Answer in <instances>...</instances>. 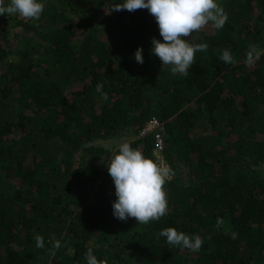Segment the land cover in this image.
Here are the masks:
<instances>
[{
    "label": "trees",
    "instance_id": "trees-1",
    "mask_svg": "<svg viewBox=\"0 0 264 264\" xmlns=\"http://www.w3.org/2000/svg\"><path fill=\"white\" fill-rule=\"evenodd\" d=\"M120 2L46 0L39 21L0 16V264H86L88 248L107 264H264V55L244 63L250 44L264 49V0H219L228 20L186 38L208 45L187 76L151 54L163 40L148 10L111 12ZM152 117L164 124L169 210L137 226L113 215L105 163L118 148L95 142L130 128L126 143L157 163L155 135H142ZM168 227L203 247L169 246L158 238Z\"/></svg>",
    "mask_w": 264,
    "mask_h": 264
},
{
    "label": "clouds",
    "instance_id": "clouds-1",
    "mask_svg": "<svg viewBox=\"0 0 264 264\" xmlns=\"http://www.w3.org/2000/svg\"><path fill=\"white\" fill-rule=\"evenodd\" d=\"M41 0H0V16L19 15L28 20L39 21L44 11ZM111 12L147 9L155 18L163 42L152 38L150 49L162 62L168 66L173 75L187 76L189 69L196 63V52H206L207 43L191 42L192 34L211 25L213 29L224 28L228 15L221 7L219 0H123L111 5ZM191 34V39H186ZM143 49L138 48L134 54L135 61L143 64ZM264 55V49L256 44H250L246 52L244 63L248 66ZM219 59L227 65L236 61L229 49L222 50ZM97 92L105 99L107 93L103 92V84L98 83ZM109 176L115 186L116 199L112 203L113 215L117 220L127 221L135 218L137 226L147 225L158 221L168 214L169 206L166 200L164 185L166 179L172 175L170 168L158 166L151 158L144 156L141 148L132 147L129 143H122L118 150L108 157L105 163ZM224 225L221 218H217L216 227ZM228 235V232L224 233ZM231 238L235 239L237 233L232 232ZM166 238L171 247L189 250L198 253L203 247V239L199 234L185 233L176 228L168 227L158 233V238ZM37 248L44 247V238L34 236ZM50 242L55 249L60 248L61 242L51 235ZM86 264H107L94 255L93 249L88 248L85 253Z\"/></svg>",
    "mask_w": 264,
    "mask_h": 264
},
{
    "label": "rangeland",
    "instance_id": "rangeland-1",
    "mask_svg": "<svg viewBox=\"0 0 264 264\" xmlns=\"http://www.w3.org/2000/svg\"><path fill=\"white\" fill-rule=\"evenodd\" d=\"M45 1L46 0H41L42 3ZM203 31L206 33H212L214 31V29L211 27V25H208L203 29ZM23 32H24V30L22 31V28L13 29L11 31V33L9 34V37H8L10 45H12V46L18 45L19 42H18L17 34L20 35V34H23ZM78 87H79V84H76V85H74L73 88H78ZM134 137H135L134 131L131 130L130 128H127L122 133L111 135L107 139L98 140L95 143H97V144L99 143L103 146H106L109 149L114 150V149L118 148L120 144L133 140Z\"/></svg>",
    "mask_w": 264,
    "mask_h": 264
},
{
    "label": "built area",
    "instance_id": "built-area-1",
    "mask_svg": "<svg viewBox=\"0 0 264 264\" xmlns=\"http://www.w3.org/2000/svg\"><path fill=\"white\" fill-rule=\"evenodd\" d=\"M153 133L156 140L155 154L157 156V164L162 168H168V164L163 155L164 149V124L157 117H152L142 130V135Z\"/></svg>",
    "mask_w": 264,
    "mask_h": 264
}]
</instances>
